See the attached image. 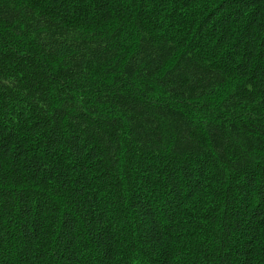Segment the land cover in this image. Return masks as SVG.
<instances>
[{"label":"trees","instance_id":"obj_1","mask_svg":"<svg viewBox=\"0 0 264 264\" xmlns=\"http://www.w3.org/2000/svg\"><path fill=\"white\" fill-rule=\"evenodd\" d=\"M0 264H264V0H0Z\"/></svg>","mask_w":264,"mask_h":264}]
</instances>
